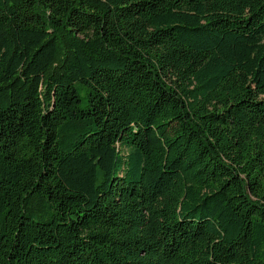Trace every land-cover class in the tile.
Returning <instances> with one entry per match:
<instances>
[{
  "label": "trees",
  "instance_id": "16d2710c",
  "mask_svg": "<svg viewBox=\"0 0 264 264\" xmlns=\"http://www.w3.org/2000/svg\"><path fill=\"white\" fill-rule=\"evenodd\" d=\"M0 264H264V0H0Z\"/></svg>",
  "mask_w": 264,
  "mask_h": 264
}]
</instances>
